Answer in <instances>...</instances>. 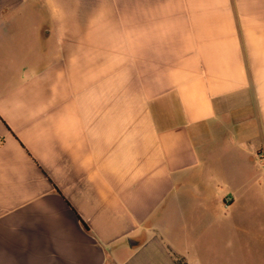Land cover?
I'll return each mask as SVG.
<instances>
[{"label": "crops", "instance_id": "1", "mask_svg": "<svg viewBox=\"0 0 264 264\" xmlns=\"http://www.w3.org/2000/svg\"><path fill=\"white\" fill-rule=\"evenodd\" d=\"M238 237L264 253V0H0V264Z\"/></svg>", "mask_w": 264, "mask_h": 264}, {"label": "rangeland", "instance_id": "2", "mask_svg": "<svg viewBox=\"0 0 264 264\" xmlns=\"http://www.w3.org/2000/svg\"><path fill=\"white\" fill-rule=\"evenodd\" d=\"M257 227V223H250L252 234L256 230L255 227ZM240 238V239H239ZM250 243L248 244L246 239H243V237H238L236 240V245H240L244 248L243 254H241L240 261L244 260V262L248 261L249 264H257L258 262L264 261V253L261 249H259V246L255 243H253V239H249ZM248 246V247H247Z\"/></svg>", "mask_w": 264, "mask_h": 264}]
</instances>
